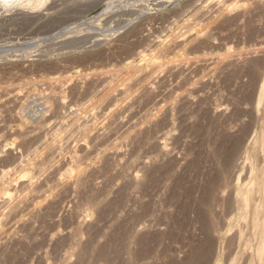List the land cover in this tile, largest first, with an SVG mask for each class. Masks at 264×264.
I'll return each instance as SVG.
<instances>
[{
  "label": "rangeland",
  "instance_id": "rangeland-1",
  "mask_svg": "<svg viewBox=\"0 0 264 264\" xmlns=\"http://www.w3.org/2000/svg\"><path fill=\"white\" fill-rule=\"evenodd\" d=\"M38 5L0 3V190L22 201L0 202V264L230 261L231 190L264 116V0Z\"/></svg>",
  "mask_w": 264,
  "mask_h": 264
},
{
  "label": "bare ground",
  "instance_id": "bare-ground-1",
  "mask_svg": "<svg viewBox=\"0 0 264 264\" xmlns=\"http://www.w3.org/2000/svg\"><path fill=\"white\" fill-rule=\"evenodd\" d=\"M35 4H42L44 2V0H32ZM8 0H0V3H7ZM27 3V2H25ZM30 5V4H29ZM38 5V6H39ZM37 6V7H38ZM32 7V6H31ZM228 11V10H227ZM226 11V13H227ZM233 11V10H232ZM253 53V52H252ZM140 57V56H139ZM145 57V56H142ZM143 59V58H141ZM155 59V58H154ZM139 60V59H138ZM145 61H149L146 59H143ZM142 60V61H143ZM152 60V59H151ZM255 60V59H254ZM141 63V62H140ZM157 63V62H156ZM225 63V62H224ZM147 64V63H146ZM153 64V63H152ZM222 64V63H221ZM256 64V63H255ZM139 65V64H138ZM149 65V64H148ZM154 65V64H153ZM159 64H157L155 67H157ZM161 65V64H160ZM163 65V64H162ZM254 65V64H253ZM152 66V65H150ZM152 66V70L155 67ZM213 67L214 64H213ZM212 67V68H213ZM219 68V66H217ZM159 68V67H157ZM254 68V67H253ZM217 69V68H215ZM215 71V70H214ZM95 74V73H94ZM89 75V74H88ZM96 77V75H94ZM102 76V75H101ZM92 77V75H91ZM101 78V77H100ZM87 79V78H85ZM96 79V78H95ZM103 79V78H102ZM56 81V80H55ZM84 81V80H83ZM99 81V80H98ZM104 81V80H103ZM88 82V81H86ZM90 82V81H89ZM101 82V81H99ZM81 83V82H80ZM262 83V82H261ZM88 84V83H87ZM98 84V83H97ZM83 85V84H82ZM86 85V84H85ZM94 85V84H93ZM122 85V84H121ZM119 85V86H121ZM118 85L114 86L117 87ZM118 86V88H120ZM110 87V86H109ZM113 87V86H112ZM122 87V86H121ZM123 87L125 88V85H123ZM127 87V86H126ZM123 88V89H124ZM117 89V88H115ZM115 89L113 88V90L115 91ZM122 89V88H121ZM256 89V87H255ZM259 89V88H258ZM59 90V89H57ZM109 91H113L110 90V88L108 89ZM120 89H117V94L121 95L123 93L124 95V90L118 91ZM60 91V90H59ZM121 92V93H120ZM107 93V91H106ZM110 93V92H109ZM115 93V92H114ZM128 93V92H127ZM60 94V93H59ZM108 94V93H107ZM106 94V95H107ZM112 94V93H111ZM110 95V94H109ZM118 95V96H119ZM111 96V95H110ZM256 96V93H255ZM55 97V96H53ZM109 97V96H107ZM114 96H112L113 98ZM62 98V97H61ZM56 99V98H55ZM110 99V98H109ZM58 100V98H57ZM54 101V100H53ZM52 102V101H51ZM60 103V102H58ZM262 103L264 104V84L263 87L261 89V94L259 96L258 99V105L259 107L262 105ZM253 104H255L253 102ZM59 106V105H58ZM63 106V105H62ZM252 106V105H251ZM262 107V106H261ZM264 107V105H263ZM262 107V108H263ZM89 108V106H88ZM258 109V107H257ZM264 109V108H263ZM250 110V109H249ZM253 110V109H252ZM250 111V115L251 112ZM261 109L259 108V110H257L256 112L258 113V111H260ZM254 111V110H253ZM256 112H253L256 113ZM264 112V111H263ZM87 113V112H86ZM262 113V112H261ZM260 115V114H259ZM262 115V114H261ZM256 115H254V118ZM258 117V116H257ZM261 117V116H259ZM258 117V118H259ZM249 119V120H250ZM254 120V119H253ZM257 120V118L255 119ZM254 120V121H255ZM259 120V119H258ZM256 122V121H255ZM258 122V121H257ZM260 122V128H261V135L258 134L257 139L253 140L254 143L251 144L252 148L251 149V155H252V159L254 160L253 163L249 166H247L246 168L248 169L249 167V171L247 174H245V178H243L244 180L241 181V185H238L239 182L234 185V187L232 188L233 190H231V196H230V208H231V219H230V225H231V237L227 236L228 238L230 237V239L228 240V245L230 247L231 250H229L232 255H231V260L228 262H226L225 264H264V116L261 118ZM80 123V122H79ZM254 123V122H253ZM82 124V123H81ZM252 124V122H251ZM258 124V123H257ZM83 125V124H82ZM253 126V124L251 125ZM250 126V127H251ZM255 127V125H254ZM259 128V127H258ZM259 131V130H258ZM260 138V139H259ZM252 140H250V142H253ZM57 143H59L57 141ZM56 143V144H57ZM67 143V142H65ZM67 145V144H66ZM52 147V146H51ZM250 147V146H249ZM248 148V147H247ZM236 149V148H235ZM238 149V148H237ZM162 150V149H160ZM245 150V149H244ZM55 151V149H54ZM59 151V149H58ZM247 151L249 152V150L247 149ZM50 152V151H49ZM245 152V151H244ZM106 153V152H105ZM249 154V153H248ZM247 154V155H248ZM72 155V154H71ZM246 155V154H245ZM246 157V156H245ZM69 158V157H68ZM249 158V156H248ZM247 159V158H246ZM245 159V160H246ZM251 159V158H250ZM71 161V159H70ZM73 162L74 159L72 160ZM79 161V160H78ZM77 161V162H78ZM247 161V160H246ZM251 162V161H250ZM69 163V161H68ZM76 164V163H75ZM71 166V165H70ZM75 166V165H74ZM245 168V169H246ZM78 170V169H77ZM246 171V170H245ZM70 172V171H69ZM81 172V170L79 171ZM4 173V172H3ZM71 173V172H70ZM70 173H66V180L67 183L69 185H73L76 181L77 183V179L79 178L78 176ZM246 173V172H244ZM77 174V173H76ZM76 176L75 178H72V180H70V176ZM82 174H80L81 176ZM5 176V175H4ZM65 176V175H64ZM73 177V176H72ZM84 176L82 175L81 178H83ZM3 178V177H2ZM241 179V178H240ZM21 180V179H20ZM31 180V179H30ZM61 180V179H60ZM26 181V180H25ZM79 181V179H78ZM7 182V181H6ZM11 183V181H9ZM28 181H26L27 183ZM7 184L6 186L4 185V187L0 190V202H1V207L2 208H9L10 211L14 210L16 211L19 207V204L21 202L18 200L17 202L13 201V199H15L12 196H14L15 192L13 193L14 195L11 194V191L14 190L13 188V184ZM29 183V182H28ZM80 183V182H79ZM5 184V182H4ZM64 184V182H63ZM78 184V183H77ZM234 184V183H233ZM79 185V184H78ZM2 186V185H1ZM62 186V185H61ZM65 186V185H64ZM62 186V187H64ZM229 186V185H228ZM65 188V187H64ZM68 188V187H67ZM66 188V189H67ZM74 190V189H73ZM230 192V191H229ZM52 195V194H51ZM20 196V195H19ZM50 196V195H49ZM16 197V196H15ZM39 197V196H37ZM35 197V198H37ZM26 198V197H25ZM49 198V197H48ZM19 199V198H18ZM23 200V199H22ZM34 200V199H33ZM26 201V199H25ZM15 202V203H14ZM24 203V202H23ZM30 203V202H29ZM22 204V203H21ZM26 204H28L26 202ZM229 204V203H228ZM29 205V204H28ZM31 205V204H30ZM33 206V205H32ZM38 206V205H37ZM22 207V206H21ZM1 209V208H0ZM20 210V209H19ZM26 210V209H24ZM13 211H11L12 213ZM5 213V212H4ZM10 213V212H9ZM20 213V212H19ZM23 214V213H21ZM7 216V214H5ZM4 216V215H3ZM14 216V215H13ZM25 216V215H24ZM21 217V216H20ZM17 218V217H16ZM8 220V219H7ZM16 220V219H15ZM22 220V219H21ZM2 221V220H1ZM10 221V220H8ZM5 222V221H4ZM11 222V221H10ZM14 222V221H13ZM16 222V221H15ZM21 222V221H20ZM225 223V222H224ZM209 224V223H208ZM6 225V224H5ZM9 225V224H8ZM222 226V224L220 225ZM219 226V227H220ZM224 226V225H223ZM210 227V226H209ZM218 227V228H219ZM204 228V227H203ZM202 228V229H203ZM209 229V228H208ZM207 229V230H208ZM222 229V228H221ZM206 231V230H205ZM210 231V230H209ZM216 231V230H215ZM7 232V231H6ZM221 232V231H220ZM2 233V232H1ZM9 234V233H8ZM1 235V234H0ZM7 235V234H5ZM4 235V237H5ZM209 235V234H208ZM213 236V235H212ZM3 237V236H2ZM8 237V236H7ZM226 237V238H227ZM214 238V237H213ZM212 238V239H213ZM215 242V241H213ZM224 242V241H223ZM226 243V242H225ZM227 244V243H226ZM204 245V244H203ZM209 246V245H208ZM198 247V246H197ZM212 247V246H211ZM193 248V247H192ZM191 248V249H192ZM213 248V247H212ZM216 248V247H215ZM198 249V248H197ZM202 249V248H201ZM229 249V248H228ZM205 250V249H204ZM214 250V249H213ZM216 250V249H215ZM224 250V249H223ZM222 250V251H223ZM209 251V250H208ZM206 252V251H205ZM230 252H228L230 254ZM196 253V252H195ZM227 253V252H226ZM210 254V253H209ZM199 255V254H198ZM212 255V254H211ZM223 255V254H222ZM203 256V255H202ZM201 256V257H202ZM228 256V255H227ZM197 257V256H196ZM195 257V258H196ZM199 257V256H198ZM206 257V256H205ZM210 257V255L208 256ZM213 257V256H212ZM214 258V257H213ZM228 258V257H227ZM218 259V258H217ZM225 260V259H224ZM186 261V260H185ZM212 261V260H211ZM199 262V260H198ZM203 262V261H202ZM223 262V261H222ZM225 262V261H224ZM223 262V263H224ZM67 263V262H66ZM191 263V262H190ZM205 264V262H204ZM215 264H220L219 262H215Z\"/></svg>",
  "mask_w": 264,
  "mask_h": 264
}]
</instances>
